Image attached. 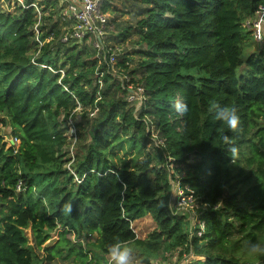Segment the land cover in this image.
<instances>
[{
  "label": "trees",
  "instance_id": "obj_1",
  "mask_svg": "<svg viewBox=\"0 0 264 264\" xmlns=\"http://www.w3.org/2000/svg\"><path fill=\"white\" fill-rule=\"evenodd\" d=\"M261 5L102 0L106 34L135 48L104 40L119 49L116 74L144 89L137 111L93 39L62 41L70 24L59 0L0 6V264H34L37 251L47 263L107 264L116 237L141 248L146 264L179 248L200 259L190 264H255L243 256L264 239V50L242 61L251 41L242 24ZM212 103L237 109L238 132L215 119ZM4 128L17 149H6ZM171 182L198 205L194 227L176 212ZM148 215L155 228L138 239L133 223ZM92 235L90 255L79 241Z\"/></svg>",
  "mask_w": 264,
  "mask_h": 264
},
{
  "label": "built area",
  "instance_id": "obj_2",
  "mask_svg": "<svg viewBox=\"0 0 264 264\" xmlns=\"http://www.w3.org/2000/svg\"><path fill=\"white\" fill-rule=\"evenodd\" d=\"M63 5L62 21L70 24V29L65 37L62 39L66 42L68 39H73L78 42L84 40L93 39V46L98 51L103 52V60L106 61L113 76L116 77L120 83L121 88L126 91L127 101L135 104V111H137L144 103V89L140 86L130 83V79L127 76H119L114 70V66L118 62V48L105 50L104 40L106 39V32L108 27V14L102 12V0H59ZM6 5L5 8L11 4L15 7L24 6V0H1L0 6ZM34 6V5H32ZM242 27L250 32L253 39L256 41L263 40L264 38V5L258 7L252 17H248L244 20ZM70 133L74 135V130L70 126ZM17 191H20V185L16 187ZM177 191L179 193L180 206L182 203L185 205L191 202V196H185L183 191L180 190L177 185ZM173 192L176 191L173 189ZM179 208V207H178ZM82 244V241H79Z\"/></svg>",
  "mask_w": 264,
  "mask_h": 264
},
{
  "label": "rangeland",
  "instance_id": "obj_3",
  "mask_svg": "<svg viewBox=\"0 0 264 264\" xmlns=\"http://www.w3.org/2000/svg\"><path fill=\"white\" fill-rule=\"evenodd\" d=\"M2 6H3V9L6 10V8H5L6 5L2 4ZM13 8H15V6H14V4H11L10 9H13ZM118 10L122 11V8L119 6ZM123 13H125V12H123ZM108 16H111V15H108ZM114 18L122 19V20H128L129 16L126 14H123V16H121V17L117 16ZM108 38L110 39V42L113 46H116V47L118 46V48H120L121 52H122V50H124L127 53L131 54L135 50V48L131 47L129 44L124 45L122 47L119 46L117 44L118 43L117 38L114 35V33H111V34L108 33L107 39ZM251 41H250V43L247 44V46L244 47L243 55H242V61L243 62L245 61L247 56H249L250 54L256 53L259 50H264V46L259 47V44H261L263 41L262 39L260 41H256L253 39V36H251ZM238 72L241 74L244 73V64L239 68ZM2 136L4 138L3 141L6 145V149L10 148V147H13L14 149L18 148L19 143L14 141V139L11 137L10 128H4L2 130ZM67 137L70 140L71 144L74 143L75 139L73 138L72 133L68 132ZM72 147L73 146L71 145V149H72ZM116 154H118L122 159L126 158L127 161L132 159L131 154L129 152L126 154L125 152L117 151ZM140 160H143V158H140ZM171 185L173 186V189L176 191V193L172 194V198H171L173 201L172 203H175V207H176V205L179 207L176 212H179V214H181V216L184 215V218L189 223V225L191 227H194V225H196L198 223V216L200 215L198 210H197L198 205L194 203L193 199H191V202H188L186 205L184 203H182L179 206L178 202L180 200H179V193L177 191L178 183L171 182ZM154 228H155V223L153 222L152 218L149 215L146 216L145 218L133 223V230H134L136 237L138 239H145L154 230ZM24 235L27 238V246H32V237H31L30 227H28L27 229L24 230ZM71 239L73 240V237H71ZM57 240H58L57 235L52 234L51 239L49 241H47L45 245H53ZM80 240L82 241L81 246L82 247L85 246V249H88L89 252L91 253L90 255L97 253V249H96L97 236L96 235H92V236H88V237L82 236V238ZM262 243H264V239L262 240ZM132 246L134 248V253H135L134 264H146L145 254H144L143 250L137 246H134V245H132ZM37 255L39 258L37 259V261L34 264H73L71 262L72 261L71 259L66 260V261H60V260L56 259V260L52 261L51 263H47V262L41 260L42 256H43L42 251H39V252L37 251ZM106 259H107V257H106ZM243 259L244 260L248 259L247 261L254 262L255 264L264 262V256L258 257V256L248 254L247 256H243ZM198 260H200V259H198L194 255L193 250L191 248H188V250L179 248V249H175V250H172L169 252H165L164 254L160 255L158 258L149 259L148 261H149V264H190V263L197 262Z\"/></svg>",
  "mask_w": 264,
  "mask_h": 264
},
{
  "label": "clouds",
  "instance_id": "obj_4",
  "mask_svg": "<svg viewBox=\"0 0 264 264\" xmlns=\"http://www.w3.org/2000/svg\"><path fill=\"white\" fill-rule=\"evenodd\" d=\"M173 108L180 115H184L188 111V106L181 101L175 102ZM209 111L215 114V119L226 123L232 132L235 133L240 130V117L235 107L221 106L219 103H212ZM223 141L226 145H231L232 143L227 135L223 136ZM228 152L232 154L230 157L233 160L237 149L229 146ZM71 210V204H66L64 211L71 212ZM132 245L133 241L121 240L119 237H116L113 243L107 245V264H134L135 253ZM246 251L249 255L258 257L264 256V243H250Z\"/></svg>",
  "mask_w": 264,
  "mask_h": 264
}]
</instances>
